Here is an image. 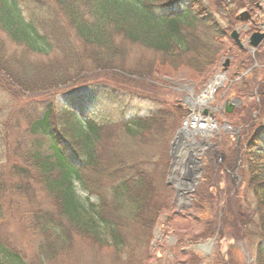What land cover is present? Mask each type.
Here are the masks:
<instances>
[{
    "label": "trees",
    "instance_id": "1",
    "mask_svg": "<svg viewBox=\"0 0 264 264\" xmlns=\"http://www.w3.org/2000/svg\"><path fill=\"white\" fill-rule=\"evenodd\" d=\"M257 1L244 0L237 7L230 4L224 16L230 32L237 23L236 10L251 9ZM218 19L203 0H0V34L45 59L28 67L6 56L0 44V90L11 100L25 93L47 94L45 100L28 102L37 118L27 120L25 106H19L8 113L6 128L0 127V222L8 205L16 206L24 198L32 202L33 173L49 178L43 187L51 203V208L37 206L25 212L32 218L26 223L29 230L42 236L37 257L27 262L14 251L0 226V264H49L60 254L59 248L72 244L70 231L119 255L127 242L124 229L128 223L139 227L142 241L149 242L160 211L188 206L168 182L172 166L167 156L168 141L185 110L167 100L170 90L163 89L158 78L187 72L192 81H205L225 53L240 57L233 74L245 71L249 55L233 45L228 33L224 34L228 28ZM121 45L152 51L158 58L141 68H127L121 62ZM257 52L264 58V44ZM101 74L114 79L115 86L91 82V77ZM247 85L239 94L248 93ZM112 93L121 107L125 101L139 99L149 102L151 110L138 115L117 104H100V97L107 99ZM99 105L119 113V121L131 136L152 139L159 147L158 157L153 162H130L123 152L108 150L97 123L81 118ZM246 105L239 110L240 117L241 112L249 117L251 106ZM61 114L73 116L62 120ZM54 116L60 117L55 125ZM21 120L29 124L26 138L6 146L3 131H20ZM262 122L243 146L256 163L263 159L264 169ZM205 178L208 181L210 174ZM255 193L254 237L259 241L254 264H264V180ZM206 197V191H201L194 207L203 208ZM181 216L192 215L186 211ZM198 224L197 238L210 237L217 229L216 218ZM185 257L183 264H199L195 254Z\"/></svg>",
    "mask_w": 264,
    "mask_h": 264
},
{
    "label": "rangeland",
    "instance_id": "2",
    "mask_svg": "<svg viewBox=\"0 0 264 264\" xmlns=\"http://www.w3.org/2000/svg\"><path fill=\"white\" fill-rule=\"evenodd\" d=\"M203 1L209 6V10L218 16L219 24L227 27L226 17L224 16L227 10L232 7L230 4H233V7H237L244 0ZM253 9L256 14H259L255 6ZM246 10L249 9L246 8ZM242 12V8L237 9L235 12L239 19L243 17L241 15ZM261 13V19H255L260 24L264 23V10ZM241 26L242 23L237 21L231 30L238 29L240 35L244 38L245 32L242 31ZM197 30L202 32L201 27H197ZM225 32L230 36L231 32L229 28L224 30V34ZM0 41L6 56H11V58H15L28 67H36V65L44 63L45 59L43 57L29 54L25 47L15 44L5 34H0ZM222 42L226 44V40ZM121 47L122 49L124 48L121 62L127 68H141L146 66L152 59L158 58L156 57L157 54L152 51H141L138 48H127L122 45ZM247 54L250 57L248 68H251L249 74L246 75L247 79H242L238 83L234 80L232 81L233 84L225 83L226 88H220L218 93L215 89V103L223 104L224 102H230L233 98H239L241 99V105L235 109V115L227 118L228 123L235 130L232 128L231 130L223 131L222 129L219 136L215 135L212 137L213 139L209 138L210 140L207 142L210 144L209 149L204 148L202 150L204 157H199L201 159L200 166H203L197 170L186 164V161L187 163L196 161L194 156L188 157L186 161L177 159V139H179V135L176 131L171 136L170 141H168L167 156L169 163L178 166L175 173H171L170 176L168 175V180L173 179L175 181L179 179L182 169L187 174L191 173V171L199 172L201 170L197 174L200 177L199 181H197L198 184L193 189L195 191L187 188L182 191L183 189L179 186V181L177 180L178 189L182 191L180 194L182 195L181 201L186 199L188 206L167 207L165 210L160 211L157 225L149 242L142 241L143 233L139 227L128 223V228L125 227L124 229L127 242L119 255H114L111 248H103L97 245V243L92 242V240L79 237L70 231V241L72 244L69 248H59L60 254L55 256L49 264H183L187 253L195 254L200 259L199 264H226L229 261H232L234 264H254L255 247L259 241L254 237V233H257L254 231L256 230L255 226L258 217L256 213L255 190H259V182L264 180V169L262 166L263 159L258 160L256 163L251 153H248L249 151H246L243 145L245 140L251 135V132H255L258 123L264 121V85L258 84L259 81H264V58L261 56L262 53L258 54V52ZM236 57V53L235 55L225 53L222 54V58L219 60V63L223 64L228 62L226 68L228 77L235 69L236 61H240V57L238 59ZM209 78L205 81H192L187 72H180L173 73L171 77L163 76L158 79L163 89L170 90V92L165 94L167 100H174L177 103L184 104V98L189 93L194 98L201 99V102H207L209 95L212 93L211 91L209 94L206 89ZM91 79V82L95 84L109 88L115 86L114 79L104 74L91 77ZM244 84L249 86L248 93L245 95L239 94V92L245 90ZM256 86L258 88L255 91ZM236 91L238 93H235ZM23 95V97L17 100H11L0 90V127L6 128L5 124L6 120H8L6 118L8 113L19 106H25L23 109L28 114L29 118L27 120L37 118L31 109V103L28 102L30 100H45L47 94L38 92L32 96L26 93ZM240 95L243 96L240 97ZM254 96H257L259 99L258 105L254 101ZM114 98L115 95L112 93L109 98L100 97L98 101L101 102L100 104L112 106L118 102H115ZM246 104H250L251 114L249 113V117H247L241 112V116L243 117H240L239 110L245 107L244 105ZM117 105L120 106L119 104ZM122 105V107L120 106L122 110L131 111L138 115L146 114L151 110L150 107L152 106L149 102L139 99L125 101ZM104 108L106 107H100L99 105V108L88 113L87 116H81L82 119L86 117L97 123L99 128L102 129L101 136L105 137L104 134H108L102 139L104 146L108 150L113 149V152H115L114 150L123 152L130 162L144 159L147 162L148 160L153 162L154 157L157 158L159 155L158 145L152 142L150 138H145V140L131 136L125 131V127L122 126V120L119 121V113ZM255 112H258V114L253 117ZM72 116V114H61V118H59L68 120ZM59 118L57 116L52 118L55 121L54 125L60 122ZM21 121L20 131L11 132L7 129L3 131V135L7 140L5 141L6 146L8 143L26 138L27 135L25 133L29 130V124H26L25 120ZM196 145L197 141L191 138V146L189 148L196 150L198 148H195ZM206 173L210 174L208 181L205 178ZM31 176L30 184L34 190L32 202L30 203V201L24 198L16 206L14 205L15 203L11 208L8 205L4 217L0 222L3 234L7 236L9 242L13 245L14 251L25 262L33 259L34 255L37 257L38 246L42 239L41 234H34L36 231L32 232L29 230V225L27 224L32 222V218H30L29 214L26 215L25 212L29 211L30 208L35 209L37 206L41 209L51 208V203L46 198L45 188L43 187L49 181V178L40 173H33ZM182 176L184 178L182 179V184H191L192 180L190 176L186 177L183 174ZM201 191H206L207 197L202 202L203 208L197 209L194 207V204L199 200ZM208 197H211L209 202ZM175 211H178V215H173ZM186 211L191 212L192 216H181ZM212 218H216L217 222L215 233L210 237L197 238L196 236H198L201 230L198 221H208ZM209 241H212L213 245L211 250H208V253L195 247L197 244L202 246V244H206Z\"/></svg>",
    "mask_w": 264,
    "mask_h": 264
},
{
    "label": "water",
    "instance_id": "3",
    "mask_svg": "<svg viewBox=\"0 0 264 264\" xmlns=\"http://www.w3.org/2000/svg\"><path fill=\"white\" fill-rule=\"evenodd\" d=\"M263 34H255L254 36H252L251 38H250V40H249V42H250V45L251 46H253V47H256L257 45H258V43L263 39ZM231 37L233 38V40L235 41V43L238 45V46H242L241 45V43H240V41L238 40V34L236 33V32H233L232 33V35H231ZM227 65H225V67H226ZM236 104H240V101L238 100L237 102H236ZM227 108L225 109V111L227 112V113H229V112H231V110H232V107H233V105L232 104H229V105H227L226 106Z\"/></svg>",
    "mask_w": 264,
    "mask_h": 264
},
{
    "label": "bare ground",
    "instance_id": "4",
    "mask_svg": "<svg viewBox=\"0 0 264 264\" xmlns=\"http://www.w3.org/2000/svg\"><path fill=\"white\" fill-rule=\"evenodd\" d=\"M217 76H220V74H218ZM221 77V76H220ZM219 77V78H220ZM218 78V77H217ZM218 78V79H219ZM207 127H210V125L207 123ZM179 146V139H177V148ZM191 149H189V147H187L185 150H184V154H183V159L184 160H187V158L189 157V154L191 153ZM179 153L176 154V156L178 155ZM201 249H203L204 251L209 252L208 250H211L210 246L207 244L205 246H201Z\"/></svg>",
    "mask_w": 264,
    "mask_h": 264
},
{
    "label": "built area",
    "instance_id": "5",
    "mask_svg": "<svg viewBox=\"0 0 264 264\" xmlns=\"http://www.w3.org/2000/svg\"><path fill=\"white\" fill-rule=\"evenodd\" d=\"M190 126L193 127V126H195V124H194L193 122H191V123H190Z\"/></svg>",
    "mask_w": 264,
    "mask_h": 264
}]
</instances>
